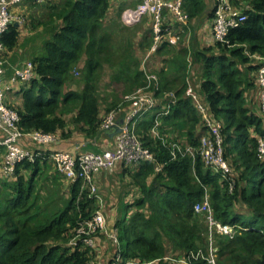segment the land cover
Listing matches in <instances>:
<instances>
[{"label": "trees", "instance_id": "1", "mask_svg": "<svg viewBox=\"0 0 264 264\" xmlns=\"http://www.w3.org/2000/svg\"><path fill=\"white\" fill-rule=\"evenodd\" d=\"M122 1L126 0L32 2L38 7L31 14L33 26L36 21L45 25L49 38L32 57L36 77L17 85L21 104H9L20 114L19 126L25 133H56L59 140L80 133L90 144L99 141L108 131L101 128L107 113L120 105L126 110L128 96L147 83L145 62L160 76L154 92L161 104L144 115L137 133L156 161L121 164L126 187L137 194L116 220L119 245L109 237L107 264H115L119 253L128 264H211L206 258V222L195 210L206 189L215 217L236 231L233 238L215 235L218 264H264V157L259 150L264 113L260 97L254 95L262 91L258 73L264 61L255 56L264 57V0H230L246 19L230 29L227 41L177 49L191 20L207 11L205 0H184L189 24L168 18L163 27L170 26L180 38L173 43L165 34L154 52L152 16L142 23L146 27H130L122 20ZM21 33L10 25L1 37L5 49L0 58L15 53ZM191 63L198 65L197 75L191 74ZM191 83L210 118L222 123L230 178L215 173L200 156L172 159L170 148L150 132L158 118L168 141L197 145L204 134L211 135L197 102L187 95ZM171 91L176 101L167 107ZM20 144L24 146L22 140ZM39 146L33 150L49 149ZM89 191L82 180L67 178L41 158L23 160L15 175L0 177V264L93 261L97 245L87 246L85 235L77 236L80 225L98 208ZM73 238L76 243H71ZM199 250L204 257H195Z\"/></svg>", "mask_w": 264, "mask_h": 264}, {"label": "built area", "instance_id": "2", "mask_svg": "<svg viewBox=\"0 0 264 264\" xmlns=\"http://www.w3.org/2000/svg\"><path fill=\"white\" fill-rule=\"evenodd\" d=\"M27 1L43 3L47 0H0V53L5 49L1 37L9 29L10 25L26 22V17L18 14L15 8L16 4ZM183 2L184 0H141L136 6H128L122 10V20L128 26H135L143 20L144 16L151 15L155 42L150 52H154L165 34L169 36L173 43L180 38V34L171 29L170 26L163 27L164 22L168 18H175L183 25L189 24V17L182 8ZM245 19L246 15L243 12L236 11L230 0H214L212 33L215 40L227 41L230 29L240 26ZM180 30H182L181 27ZM255 57L264 61V57ZM5 64V60L0 58V147L4 146L6 149L4 168L9 175H15L17 165L23 160L36 162L39 158L46 159L52 162L59 172L67 178L73 181L82 180L89 188L90 196L100 199L95 182V177L98 173L112 171L121 164L135 166L145 160L156 161L154 153L144 145L137 133V125L144 115L161 104L154 92V89L156 90L159 86L160 76L158 73L150 71L145 62L144 70L147 83L136 88L128 96L127 101L129 104L126 110H124L122 105L112 109L107 113L101 124L103 130L119 128V131L114 135L113 144L101 151H84L81 153H73L61 149L45 150L41 148L40 150H33L20 144V141L25 136H30L37 144L44 147L56 143L59 139L56 133L38 130L25 133L21 129L19 126V112L5 102L6 91L9 88L4 85ZM35 77L34 63L29 61L22 66L14 68L10 81L12 83L30 82ZM258 83L262 90V108L264 112V64L259 69ZM187 95L192 96L197 102L207 126L211 129L212 136L204 134L197 145L182 143L178 140L168 141L165 135L160 132V120L158 118L151 127V134L161 139L163 144L170 148L172 159L179 156H191L195 160L196 157L200 156L215 173H220L223 177L230 178L232 170L224 153L221 134L222 123H215L210 118L205 104L191 85L187 89ZM169 96L172 99L168 100L167 104H164L167 107L176 101L174 91H171ZM160 114L158 113V115ZM259 150L261 156L264 157L263 139L260 140ZM195 210L203 214L208 229L209 255L207 253L206 258L209 263L216 264L215 252L218 247L216 244L214 245L215 235L221 234L233 237L235 228L231 224L222 223L215 217L208 189L205 191L203 200L195 204ZM106 221L105 213L100 205L93 216L80 225L77 230V236L84 234L83 240L85 244L94 247L96 233L106 230ZM110 236L119 245L117 232L111 233ZM76 238H73L71 243H76ZM197 256L204 257L205 255L202 250H199L195 257ZM89 264L95 263L91 261ZM115 264L128 263L123 261L122 255L119 253Z\"/></svg>", "mask_w": 264, "mask_h": 264}, {"label": "crops", "instance_id": "3", "mask_svg": "<svg viewBox=\"0 0 264 264\" xmlns=\"http://www.w3.org/2000/svg\"><path fill=\"white\" fill-rule=\"evenodd\" d=\"M140 0H126V1H122L121 5H123L124 7H128V6H134L136 3H138ZM131 2V3H130ZM206 4H207V11L205 12L203 17H200L199 19H192L191 23H194V26L191 27L192 31H193V36L192 38L189 37L187 39L184 40V42L182 43H177L175 44V46L178 48H181L182 46H187V48H189L190 45V41L192 40L191 43V47L192 44H198L200 45V43H203L205 46L206 45H210L212 44L215 39L213 37V33H212V17L211 12L213 11L214 8V0H205ZM31 3V2H30ZM30 6V5H29ZM30 13L32 14L38 7L35 6H30ZM233 8L236 11L242 12L241 8H238L237 6L233 5ZM27 10V8L25 7L22 11L18 8H15V11L18 14L24 15L26 17L25 11ZM116 10V9H115ZM39 13V12H38ZM29 16V15H28ZM27 20V17H26ZM143 22H150V19L148 16H145L143 21L138 25L142 24ZM146 23L142 24L143 27H146ZM16 27L23 29V27L25 26V23L23 24H15ZM199 31V32H198ZM22 36V33H21ZM20 36V38H21ZM23 43V42H22ZM201 46V45H200ZM190 49V48H189ZM10 56L14 59V55L13 52L10 53ZM16 61V60H15ZM19 63V64H18ZM18 63H11V64H18L20 65V61H18ZM15 65H13L12 67L14 68ZM149 69V68H148ZM19 83H12L11 81L6 80L4 81V85L5 87H9L6 91V100L9 104L12 105H19L21 104L22 101V93L19 91L21 90L19 86H17ZM192 87L193 84H190ZM108 130L106 132H104V135L101 137V139L93 144H90L88 140H86V138L84 137V135L77 133L75 135L74 138L70 139V140H59L54 144H50L47 145L45 147L49 148V149H61V150H66V151H70L73 153H81L84 151H97L96 147L100 146L101 150L110 147L113 143V138L114 136H112V134L114 133H109ZM22 144L30 149H34V148H38L40 147L39 144H37L33 138H31L30 136H25L22 139ZM0 177H9L11 175H9L4 168V160H5V147L2 146L0 147ZM4 149V150H2ZM98 150V151H101ZM119 167H117L118 169L115 170V173L117 174L118 178H120L119 182L124 181L126 182V177H122V170L123 168L121 167V165H118ZM55 170V169H53ZM113 176V175H112ZM112 176H110V178L108 177L107 174L103 172H100L96 175L95 177V182L98 188V194L100 196V199L97 198L96 199V204L99 207L100 205L102 206V210L105 213L106 219L108 218V221H106V230L101 231L100 234H102L103 236H98L97 238V246H96V256L94 258L96 264H103L102 262V258L105 256V254H107V252H109L110 248H111V243H110V234L111 233H118V230L115 229V223L117 219H120L123 217L124 212H123V208H121V204H126L128 202H130V200L134 197V195L136 196L137 194V190L134 189L133 191L128 190V187H125V189L122 190V193L117 194V197H115V199H117V201H115V205L114 203H112L110 201L111 196H108V189L109 187H113V184H111L113 178ZM108 188V189H106ZM112 204V205H110ZM114 205V207H112ZM109 208H112L111 212H108ZM109 215H110V219H109ZM112 238V237H111ZM108 256V254H107ZM104 260V259H103ZM108 259L104 260V264H107Z\"/></svg>", "mask_w": 264, "mask_h": 264}, {"label": "rangeland", "instance_id": "4", "mask_svg": "<svg viewBox=\"0 0 264 264\" xmlns=\"http://www.w3.org/2000/svg\"><path fill=\"white\" fill-rule=\"evenodd\" d=\"M29 5L30 6H33L34 4H32V2L30 3L29 1H27V2H21V3L16 4V8L20 9L21 11L25 7L27 8V10L25 11L27 20H26V23H25V26L23 27V29H21L22 36L20 38V45L14 51L15 53H13L14 59L16 61L13 60V58L10 56V54L5 59V62H6V64H5V68H6L5 78L8 81H10V79H11L13 73H14V68L15 67H18V66H22L23 64H25V63H27L29 61H32V57L34 56V54L37 53L42 48V46L44 44V41L43 40H46L47 38H49V32L48 31H44V28L46 27L45 25L42 26V24H40V23H38L36 21V22H34L35 23V26H33L32 16H31V13L29 11L31 8H30ZM190 26L193 27L194 26V23L193 22L192 23L190 22ZM130 27H133V26H130ZM191 27H190V29L183 36H181V42H184V40L187 39V38H189V37L192 38V36H193L194 33H193ZM191 43H192V40L190 41V45H189V48L190 49H191ZM200 45L202 47L205 46L203 43H200ZM182 47H184V46H182ZM185 47H187V46H185ZM18 61L21 62L20 65H18L19 64ZM16 62L18 64H11V63H16ZM159 62H161V61H159ZM13 65H15L14 68L12 67ZM157 65H158V69L157 70L161 69L162 63H158ZM155 68H156V65H155ZM189 69L191 71V74L193 72V73H195V75H197L198 74L197 71L200 70L199 67H198V65H194L192 63L190 64ZM106 79L109 80V76L108 75H106L105 80ZM74 87H76V86H74ZM254 95H257L258 97H260L259 104H260L261 109L263 111V108H262V91L261 92L260 91L255 92ZM5 102L7 104H9L7 102V100H6V97H5ZM115 130H116V128H112L111 131H109V133H113V132H115ZM96 150L97 151L98 150H101L100 146H97L96 147ZM228 164L230 165L229 161H228ZM230 167H231V165H230ZM104 173L107 174L109 178H110V176L113 175L112 176L113 180L111 182V184H113V187L110 186L109 189L108 188H106V189H108V196H111L110 201L112 203H114V205H115V203H116L115 201H117V199H115V197H117V194L122 193V190L125 189L126 182H124V181L119 182L120 178H118V176L114 172V170H112V171H106ZM110 205H112V204H110ZM114 205L112 207H114ZM124 206H125V204H121V208H124ZM111 210H112V208H109L108 212H111ZM110 218L111 217L109 215V219ZM107 221H108V218H107ZM234 228H235V226H234ZM235 233H236V231H235ZM233 237H235V234H234ZM233 237H229V238H233ZM217 239L218 238H215L214 239V245L217 243ZM113 243H116L115 239L113 240ZM95 246H96V243H95ZM216 246L218 248H217V251L215 252V258H216V264H218V253H219V245H218V243L216 244ZM208 255H209V249H208ZM103 259L104 260L108 259L107 254H105V256L102 258V262L104 264V260ZM93 261H95V260L93 259Z\"/></svg>", "mask_w": 264, "mask_h": 264}, {"label": "water", "instance_id": "5", "mask_svg": "<svg viewBox=\"0 0 264 264\" xmlns=\"http://www.w3.org/2000/svg\"><path fill=\"white\" fill-rule=\"evenodd\" d=\"M119 131V128H116L115 132L112 134L114 136Z\"/></svg>", "mask_w": 264, "mask_h": 264}]
</instances>
